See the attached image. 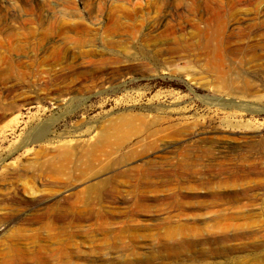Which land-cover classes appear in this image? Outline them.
<instances>
[{
  "label": "rangeland",
  "instance_id": "374dc122",
  "mask_svg": "<svg viewBox=\"0 0 264 264\" xmlns=\"http://www.w3.org/2000/svg\"><path fill=\"white\" fill-rule=\"evenodd\" d=\"M263 6L0 0V264H264V68L250 58L264 50ZM240 75L254 96L234 94ZM138 113L161 117L149 152L157 187L142 193L148 212L131 213L130 178L115 198L106 192L86 205L81 195L72 205L75 196L64 197L89 183L24 171L51 139L93 141L111 121ZM44 126L47 135L35 138ZM144 133L132 138L139 152ZM188 149L201 156L194 173L178 166ZM172 174L179 181L163 184ZM49 196L72 211L46 214Z\"/></svg>",
  "mask_w": 264,
  "mask_h": 264
},
{
  "label": "bare ground",
  "instance_id": "6f19581e",
  "mask_svg": "<svg viewBox=\"0 0 264 264\" xmlns=\"http://www.w3.org/2000/svg\"><path fill=\"white\" fill-rule=\"evenodd\" d=\"M255 9H256V7H255ZM262 9H264V6ZM257 11H258V9H257ZM259 12H262L261 9ZM220 32H222V30H220ZM243 34L244 33H242V35ZM215 36H217V35L215 34ZM219 37H221V36H219ZM250 46H252V45H250ZM257 47H259V46L257 45ZM263 51L264 50L259 48V50L254 52L252 57H250V58L252 59V61H254L256 63L261 62L260 65L264 68V53H263ZM221 52L222 51H221L220 47H217L216 49L214 48L212 56L210 57L212 59L213 54H214V62H213V60H210V59L209 60L214 63V67L213 66H211V67H213V69L220 74V78H223L224 77V73H223L224 69L222 67L223 55L221 56ZM209 55H210V53H209ZM226 79L227 78L224 79L226 85L232 89L233 87H232L230 81L228 79L227 80ZM239 83H240L239 88L238 89L234 88V90H232L234 92V94H241V95H245V96H254L253 85L248 81L246 76L240 75L239 76ZM160 120H161V117L159 115H153L151 117V119L148 115H145L142 113L123 115L120 117L119 120L111 121L109 124L102 127L98 137L93 141L90 140L89 138L88 139L82 138V134H80L74 140L75 141L74 143H71V140H69V141H58L57 140L56 141L55 139H51V141L48 142L49 146H44V147L40 146L41 149L37 153L35 152L36 154H34V157H35L34 164H33V162H28L27 166H25V168H24V171H28V170L30 171V169H32V167H34L35 171H38V173L40 172V174H43V175H46V174L64 175V174H66V175H68L69 178L73 179L74 181H77L79 183V185L84 184V183L85 184L89 183L84 188H81L75 192H72V193H70V195L64 197V200L69 201L70 198L72 199L73 196H75L74 199L69 201L72 205L76 202L75 200L79 199V197L81 195L83 196V199H84V197L86 198L85 200H86L87 204L84 203L86 205L100 204L102 201V197H104L106 192H111L112 196L115 198L116 194L121 195V193H122V189H121V186L123 185L122 179L130 178L132 180V183L130 185V187H131L130 195H131V197L133 196V200H131V205L133 208L131 213L132 214H139L142 212L143 213L148 212L150 210V207L152 204L146 202V199H144V195H142V193L149 191L151 189H155L157 187L156 182L153 180V177L156 173L155 172V166H157V161L153 158V156L156 154V152L151 153V154L149 152L154 151L157 148L158 142L161 139L162 129L161 128H155V126H157L160 123ZM143 130L145 132L144 134L146 135V139L148 140V144L141 152H139L138 150H135L134 146H131V143H132V138L134 136H138ZM184 130H188V129L185 128ZM47 131L48 130H47L46 126L41 127L38 131H36L34 133V137L35 138H42V136L47 135ZM182 131L183 130H177L174 132V134L175 135H183ZM139 143H140V141H138L136 144H138V146H139ZM126 149H128V150H126ZM188 151L189 152H185V154L183 153V155H182L183 157H181V155H180L181 158L179 160L178 166H179V168H183L184 166H188L189 168L193 169V173H194L195 172L194 167L200 166V164H199L200 159L199 158L201 156L199 154L195 153L194 151H192V149H188ZM198 159H199V161H198L199 163L196 162ZM132 161H136V162L142 161L143 164L142 165H131ZM32 164H33V166H32ZM21 175H23V174H21ZM172 175L170 176L171 178L169 177V178H166L165 180H161L162 183L163 184H171V183H173V181H179V180H177L176 176H174V174H172ZM93 177H96V178L101 177V178H99L96 182L90 183V180ZM187 179H189V178H187ZM71 184H72V182H71ZM202 185H204V184H202ZM67 187H69V186H67ZM71 187H73V186H71ZM76 187L77 186H74L73 188H76ZM13 193H17L16 188H14ZM219 195L220 194H217V195H215V197H218ZM50 197H53V199H55V201L53 204L46 206V208H45V211H47L46 214H48V212L52 213L53 211L56 212V211L64 210L66 212L69 209L71 210V206L68 208L62 209L58 205L59 201H57L58 199H56L57 196H49L48 198H50ZM221 197L222 196H220L219 198H221ZM235 198H237V197H235ZM73 200H74V203L72 202ZM236 203H238L237 200L231 201V204H236ZM2 204H3V202H2ZM96 213H98V216H97V214L96 215L94 214L96 217H101V218H104V216L106 217V215L103 211H99V212L97 211ZM131 218H133V216ZM99 220H101V219H99ZM48 224H50V223H48ZM50 227H51V225H50ZM46 229H48V226ZM19 232H20V230H19ZM19 232H17V234ZM43 247L45 248V246H43ZM40 248H41V246H40ZM40 248H38V249H40ZM55 251H56V249H55ZM62 251H63V249H62ZM41 253H42V251H41ZM41 253L38 255L43 256L45 254L44 252H43L44 253L43 255ZM62 253H64V252H62ZM41 256H40V258H41ZM63 256H60V257H63ZM18 259H19V257H18ZM50 259H52V258L50 257ZM22 260L23 259H21V261ZM35 260H37V259L35 258ZM60 260H62V259H60ZM18 261L20 263V260H18ZM38 262H39V260H38ZM32 263H33V261H32Z\"/></svg>",
  "mask_w": 264,
  "mask_h": 264
}]
</instances>
